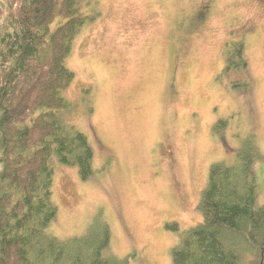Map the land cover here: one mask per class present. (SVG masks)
<instances>
[{
    "label": "rangeland",
    "instance_id": "obj_1",
    "mask_svg": "<svg viewBox=\"0 0 264 264\" xmlns=\"http://www.w3.org/2000/svg\"><path fill=\"white\" fill-rule=\"evenodd\" d=\"M85 11L97 14L65 61L75 77L64 95L95 172L82 179L54 157L47 232L81 234L101 213L108 254L172 264L181 232L202 221L210 165L234 163L247 136L264 153V0H92ZM238 41L247 65L224 71ZM255 169L262 205L264 159ZM255 259L264 264L263 246L242 264Z\"/></svg>",
    "mask_w": 264,
    "mask_h": 264
},
{
    "label": "trees",
    "instance_id": "obj_2",
    "mask_svg": "<svg viewBox=\"0 0 264 264\" xmlns=\"http://www.w3.org/2000/svg\"><path fill=\"white\" fill-rule=\"evenodd\" d=\"M92 0H0V264H128L106 252L111 227L95 214L85 232H47L58 208L52 199L53 159L91 177L94 148L70 120L64 95L75 77L65 61L80 29L95 18ZM243 42L226 51L224 71L246 66ZM220 119L214 128L224 126ZM234 163L210 165L198 207L202 221L184 229L172 264H242L264 250V203L257 204L255 163L264 153L252 136ZM177 230V222H167ZM256 261V259H255ZM257 264V261H256Z\"/></svg>",
    "mask_w": 264,
    "mask_h": 264
},
{
    "label": "flooded vegetation",
    "instance_id": "obj_3",
    "mask_svg": "<svg viewBox=\"0 0 264 264\" xmlns=\"http://www.w3.org/2000/svg\"><path fill=\"white\" fill-rule=\"evenodd\" d=\"M225 68V67H224Z\"/></svg>",
    "mask_w": 264,
    "mask_h": 264
}]
</instances>
